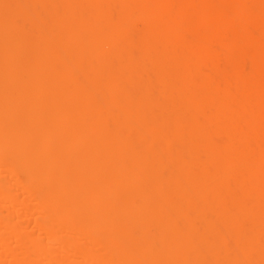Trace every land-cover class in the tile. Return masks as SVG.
<instances>
[{"label":"bare ground","instance_id":"1","mask_svg":"<svg viewBox=\"0 0 264 264\" xmlns=\"http://www.w3.org/2000/svg\"><path fill=\"white\" fill-rule=\"evenodd\" d=\"M0 264H264V0H0Z\"/></svg>","mask_w":264,"mask_h":264},{"label":"rangeland","instance_id":"2","mask_svg":"<svg viewBox=\"0 0 264 264\" xmlns=\"http://www.w3.org/2000/svg\"><path fill=\"white\" fill-rule=\"evenodd\" d=\"M262 23V21L260 20H258L257 21V25H259V24H261ZM257 27V26H256ZM220 47H217L216 48V50H217V53H219L220 52ZM215 52V51H214ZM217 65H219L221 68H224V69H229L228 67H229V65H228V63H227V61H226V59H225V57L222 55H220L219 56V58H218V60H217ZM228 66V67H227ZM246 66V67H245ZM211 67H212V65L211 64H209V65H206L205 67H204V72L206 73V74H210V69H211ZM237 67L240 69V70H244V69H246L247 67H248V63L247 62H242L241 64H238L237 65ZM217 81H219V78H217V77H214Z\"/></svg>","mask_w":264,"mask_h":264}]
</instances>
